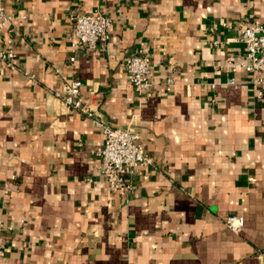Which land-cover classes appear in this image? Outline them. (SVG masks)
<instances>
[{"label": "crops", "instance_id": "obj_1", "mask_svg": "<svg viewBox=\"0 0 264 264\" xmlns=\"http://www.w3.org/2000/svg\"><path fill=\"white\" fill-rule=\"evenodd\" d=\"M1 1L16 57L0 63V264H264V82L226 67L264 0ZM92 10L111 18L109 42L70 61L71 18ZM139 50L143 96L124 67ZM71 80L152 159L125 191L100 172L101 127L55 95Z\"/></svg>", "mask_w": 264, "mask_h": 264}, {"label": "built area", "instance_id": "obj_2", "mask_svg": "<svg viewBox=\"0 0 264 264\" xmlns=\"http://www.w3.org/2000/svg\"><path fill=\"white\" fill-rule=\"evenodd\" d=\"M11 18V14L6 11L0 0V31L5 28ZM71 19L73 30L69 42L70 61H74L76 54L80 51L93 50L97 45H106L109 42L112 21L101 11L77 12ZM234 39L242 43L244 54L239 62H228L227 70L235 73L241 68L247 74H255L256 82H264V26L240 22L238 34ZM12 43L11 35L0 43V63L10 69L15 68L16 57ZM124 67L133 90L137 95L143 96L150 86L149 55L139 50L126 58ZM234 83L235 77H229L227 84ZM170 84L171 79L168 80V89ZM81 85V81L71 80L63 85L61 91L55 92V95L62 100L64 105L78 110L101 127L104 143L97 150V155L101 160L100 172L112 191H125L130 187L127 180L133 175L135 168L150 165L152 159L145 153L140 143V135L136 130L129 126H108L95 117L90 104L81 99ZM257 94L261 97L263 91L260 90ZM224 224L228 230L238 233L244 225V220L241 215L232 214L225 218ZM3 226L4 221L0 214V229Z\"/></svg>", "mask_w": 264, "mask_h": 264}]
</instances>
